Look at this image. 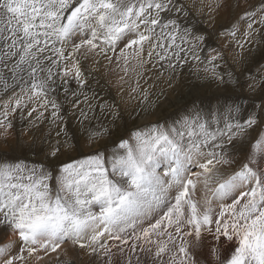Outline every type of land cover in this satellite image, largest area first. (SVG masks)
I'll list each match as a JSON object with an SVG mask.
<instances>
[{
    "label": "snow or ice",
    "instance_id": "snow-or-ice-1",
    "mask_svg": "<svg viewBox=\"0 0 264 264\" xmlns=\"http://www.w3.org/2000/svg\"><path fill=\"white\" fill-rule=\"evenodd\" d=\"M186 8L183 0H0V128L26 108L36 121L62 120L58 93L79 103L90 59H115L137 82L149 65L199 60L204 37L179 22ZM240 20L245 40L264 34V0ZM222 107L132 131L55 176L43 164L0 160V225L16 235L0 243V264H30L65 242L98 264H264V130L242 139L264 115L241 122L239 104Z\"/></svg>",
    "mask_w": 264,
    "mask_h": 264
},
{
    "label": "rangeland",
    "instance_id": "rangeland-1",
    "mask_svg": "<svg viewBox=\"0 0 264 264\" xmlns=\"http://www.w3.org/2000/svg\"><path fill=\"white\" fill-rule=\"evenodd\" d=\"M214 1L220 5L218 12L214 13L215 18L203 20L200 15L193 12L194 10H192L193 8L189 3L183 0L189 15L185 19L181 14L179 22L183 27L193 28L195 34L202 35L204 40L200 42V47L197 49V54L200 56L199 60L193 59L192 55L188 54L182 61H172L178 65L175 70L167 68L168 61L163 62V68L159 64L158 68L156 67L158 72H156V78L160 79L159 81L163 85H172L174 82V86L171 88L173 101L168 100L164 105H159L165 96L161 89L151 86L150 90L146 92L137 88L135 91L138 95L135 102L137 104L133 108L124 111L118 108L116 102L113 101L112 103V100L92 97L90 91L95 87L98 89L99 86L88 81V87H92V89L85 87L81 94L85 103L83 105L78 103L73 106V103L69 101V97L64 100L63 90L61 89L58 93V102H61L60 115L63 117L62 113L67 112L70 115L69 121L58 120L52 123V118H46V121H36L34 118L31 122L34 121L35 126H31L26 122L25 114H20L18 123L21 125L17 129L14 128V134L8 135V132H5L8 129H4L5 131H1L2 133L0 132V160L15 161L23 159L30 164H43L55 176L64 163L80 159L87 154H94L97 151L109 152L124 135L142 129L138 125L139 119L150 117L153 112L157 115L153 117L152 121L147 119L145 127L156 123L167 125L179 120L193 110L210 112L217 109L218 106L223 111L222 106L236 104L241 106V122L247 118L248 113L253 111H256L259 115H264V34L256 33L245 40L243 32L246 29L247 22L240 20L244 12L251 11L252 0ZM257 1L258 7L260 0ZM233 25H238L240 29L235 37L230 34ZM241 44H243V47L240 46ZM185 47L188 46L185 45ZM213 56L217 57L214 61L217 65L215 74H213L212 66L208 63ZM184 65L188 72L191 69H196V74L184 76L182 85L176 87L178 84L177 79L185 74L180 69ZM71 88L77 92L81 91L75 82H72ZM190 90L191 92H189ZM228 96L233 98L231 99ZM212 97L215 99L225 97L227 101L231 100L232 102L208 100ZM6 98V96L0 94V99ZM65 103L68 104L65 105ZM257 105L262 106V108H257ZM27 110L28 108L23 111L26 112ZM12 114L14 113H10L11 118ZM27 118H29L28 115ZM262 130H264V124L257 127L255 131L250 130L248 136L242 138L243 141L247 142V140L258 136ZM11 136H13L12 140L9 139ZM59 137L61 138L60 141H56L55 139ZM96 142L99 143L95 145ZM56 145L59 146V151L53 157L51 152ZM63 147L66 149L65 152L68 153L66 159L61 157ZM52 183L55 185L54 180ZM8 231L7 228L0 225V243L14 239L13 234L7 233ZM64 244L68 243L65 242ZM69 246V248H72V253L68 251L65 253L58 249L56 252H49L46 255L43 251H40L38 254L42 259L36 260L33 257L30 262L33 264H52L54 262L58 263V258H60L59 262L67 259L69 264H76V255L77 258L85 257L89 264H97L96 260L98 258L91 256L87 250H82L73 245L72 247L70 244Z\"/></svg>",
    "mask_w": 264,
    "mask_h": 264
},
{
    "label": "bare ground",
    "instance_id": "bare-ground-1",
    "mask_svg": "<svg viewBox=\"0 0 264 264\" xmlns=\"http://www.w3.org/2000/svg\"><path fill=\"white\" fill-rule=\"evenodd\" d=\"M186 1L189 3V5L191 6V8H193L192 9V10H194L193 12L197 13L198 15H200L203 18V20H211V19H214L215 18L214 13L218 12V7L216 6L217 5V2H215L214 0H186ZM184 2H185V0H184ZM257 2H258L257 0H252V2H251V11L254 10L257 7V4H258ZM209 5H211V10L209 9ZM122 46L123 45H121V47ZM116 54L117 55L119 54V50H117V53ZM109 55H112V53H109ZM86 67L89 69V73H90V74L86 73V75H88V81H91L93 85L99 86L98 89L96 87L93 88V89H92V87H88L90 90L92 89L90 91V94L92 95V97L95 96L96 98H100V99H103V100L104 99L112 100L111 102L112 103H113V101L116 102V104H117V106H118V108L120 110L126 111L127 109L133 108L137 104V103H135L136 100H137V98H138V95L135 92L137 90V88H140L141 90H144L146 92H148L150 90L151 86H156L159 89H161L165 93V96H164L163 100L160 101L159 105H164L168 100L169 101H173L172 100L173 96H172V93H171V90H172L171 88L174 86V82H173L172 85H169V84H167V85L164 84L163 85L161 83V81H159L160 79H157L156 78V72H157V68L158 67L157 68H151V65L147 66L148 69H149V71H147L146 75H144L143 78L139 79L138 82H137V78L135 76L131 75V74H129V76H125L124 73L121 71L120 67L117 66V62H116L115 59H113L111 62H109L108 60L104 59L103 57H97L95 61H93L91 59L88 60L86 62ZM180 69H182L185 72V74H183L182 76L179 75L180 78H181V80H180V78L177 79V83L178 84L176 85V87H180L182 85V81L184 79V76H187V75H190L191 76L194 73L196 74V69H191L188 72L187 69H186V67H185V65H184V67H182ZM160 73H161V71H160ZM122 76L124 77L123 80H121V77ZM174 81H175V79H174ZM133 89H135V91H133ZM16 90H17V92L19 91L18 88ZM189 92H191V90ZM60 95H61V93H60ZM228 97L231 98L230 96H228ZM228 97H226V98H228ZM205 98H207V97H205ZM76 99H77L76 97L75 98H72L71 93H69V101L70 102L73 103V101L76 100ZM78 99H79V105H83L85 103L84 102V97H81V95H79ZM208 100H213L214 102H215V100H217V101L218 100L224 101L226 103L227 102H232L231 100H228L227 101L225 99V97L224 98L220 97V98H216V99L214 97H212V98H210ZM208 100H205V101H208ZM67 104L65 103V105H67ZM73 106H76V105H73ZM217 108H218V106H217ZM28 111H29V109L26 112L23 111V113H21L20 111H18L16 113L12 114V118L9 117V118H11L12 127L11 128H8L7 131H5L3 128H0V132L4 130L5 132H8V135L14 134L13 133V132H15V131H13L14 128L17 129V127L21 125V124L19 125V123H18V120L20 118V114H25L24 117L26 119V122L28 124H31V126H35V122L34 121L31 122V120L35 118V114L32 117L27 118ZM62 115H63V118H65V119H62V120H64V122H66L68 120V118L70 117V115L67 112H65V111L62 113ZM155 115H157V114H155L153 112L150 115V117L149 116L148 117H145L144 116L145 118H140L139 121H138L139 127L145 128V126H146V123H145L146 120L147 119H150L152 121V119H153V117ZM45 117L48 118V119L51 118V116L49 115V113H45ZM46 118L44 119L45 121H46ZM170 122H171V120H170ZM167 123H169V122H167ZM48 129H49V127H48ZM129 135H130V133H128L127 135H124L123 139H127ZM9 139L12 140L13 139V136H11V138H9ZM60 139L61 138L59 137V138H56L55 140L56 141L57 140L60 141ZM1 141H3V140H1ZM98 143L99 142H96L95 145H97ZM61 151H62L61 157H63V158L66 159L68 153L65 152L66 151L65 147H63L61 149ZM231 170L232 169H227V171H229V172ZM198 195H199V193H198ZM7 233L13 234V236H14V239L13 240L16 239V235L14 233H12L10 230ZM67 243L68 244H64L61 247V249H59V250H62L65 253L67 251L72 253V251H71L72 248H69L70 247L69 244L71 246H72V244H71V242H67ZM73 253H74V251H73ZM75 257H76V264H89L88 263V260L85 257L82 256L80 258H77L76 255H75ZM59 259L60 258H58V263H56V262L53 261L54 263H52V264H69V262L67 261V259H64L61 262H59ZM96 263L98 264V260H96ZM30 264H33V263L30 262Z\"/></svg>",
    "mask_w": 264,
    "mask_h": 264
}]
</instances>
